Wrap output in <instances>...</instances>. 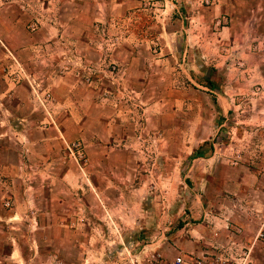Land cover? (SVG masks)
<instances>
[{"label": "crops", "instance_id": "0c3cea01", "mask_svg": "<svg viewBox=\"0 0 264 264\" xmlns=\"http://www.w3.org/2000/svg\"><path fill=\"white\" fill-rule=\"evenodd\" d=\"M187 12L170 0H0L1 254L24 257L21 227H32L34 254L38 243L55 240L49 227L64 231L70 250L80 243L84 255L91 239L105 240L106 226L136 224L137 206L129 216L109 214L125 189L102 184L101 167L141 158L134 152L144 144L139 136L160 132L167 139V119L178 108H170L159 83L167 95L170 88L180 92L187 77L203 83L186 65L208 64L210 81L220 75L225 90L233 82L264 83V0H212L207 12ZM222 14L228 21L216 25ZM234 94H211L215 108L228 112ZM74 141L82 144L83 166L67 148ZM260 158L263 168L244 177L256 197L246 209L262 213L235 223L243 235L224 222V235L211 245L204 233L171 236L169 248L158 239L150 244L159 260L153 264H172L179 255L189 261L202 251L231 260L248 253L250 262L246 243L264 228V150ZM110 190L118 197H106ZM91 225L101 228L91 235Z\"/></svg>", "mask_w": 264, "mask_h": 264}, {"label": "rangeland", "instance_id": "374dc122", "mask_svg": "<svg viewBox=\"0 0 264 264\" xmlns=\"http://www.w3.org/2000/svg\"><path fill=\"white\" fill-rule=\"evenodd\" d=\"M156 1L160 4L166 2ZM170 1L181 7L185 14L195 6L207 12L212 4V0ZM225 21H228L225 14L215 20L216 25ZM196 68L194 65L185 66L187 72L189 69L199 70L196 73L204 80L203 83L192 82L187 77L180 81V86H183L180 92L170 88L168 95L165 82L159 83L163 86L164 96L170 98V108H178V112L171 113L167 119L164 131L167 139L160 132L150 133L147 140L139 136L144 144L134 152L141 158L130 166L115 162L101 167L106 176L100 180L102 184L120 185L125 189L121 195L124 199L122 204L120 207L112 205L109 214L129 216L137 206L136 224L118 226L112 223L106 226L105 240L91 239L89 251L84 255L80 243L74 242L70 250L69 243L63 239L64 231L57 229L51 232L49 227L47 234H52L55 240L38 243L41 251L37 249V254H34L30 246L37 243L32 242L29 235L32 227H21L20 230L26 233L21 243L24 257L10 258L7 248L0 253V264H153L158 259L151 254L150 244L158 239H161L158 245L169 248L171 236L178 234L190 240L194 237L192 234L204 233L205 243L211 245L213 237L224 235V222L227 228H240L237 234L243 235L242 226L235 223L250 220L255 212L262 213L260 210L249 213L246 209L250 204L249 197H256L248 190V178L244 176L247 171L263 168L260 157L264 150V83H228L226 90L235 94L228 112L221 113L215 108L216 102L211 94L224 93L227 83L222 82L217 74L214 87H210L207 84L210 66ZM253 90L256 93L249 92ZM197 151H201L203 157H196L194 153ZM213 154L214 158L209 159ZM84 157V160L77 159L81 166L86 164L85 154ZM105 196L115 198L118 194L110 190ZM109 214L106 213L108 219ZM99 228L91 225V235L96 234ZM254 228L249 226L247 233H252ZM250 237L252 240L246 243L251 245L249 264H264V228ZM239 239L241 247L244 240L243 237Z\"/></svg>", "mask_w": 264, "mask_h": 264}, {"label": "built area", "instance_id": "2783aa9c", "mask_svg": "<svg viewBox=\"0 0 264 264\" xmlns=\"http://www.w3.org/2000/svg\"><path fill=\"white\" fill-rule=\"evenodd\" d=\"M70 154L75 159L84 160V153L79 142H73L68 147ZM236 231H240V228H236ZM172 264H249L248 253H244L240 258L231 260L227 256H223L215 251H203L198 254H194L191 260L187 261L182 256H177Z\"/></svg>", "mask_w": 264, "mask_h": 264}, {"label": "trees", "instance_id": "16d2710c", "mask_svg": "<svg viewBox=\"0 0 264 264\" xmlns=\"http://www.w3.org/2000/svg\"><path fill=\"white\" fill-rule=\"evenodd\" d=\"M207 84H208L210 87H214V84H213V82H212V81H210V80H207ZM195 154H197V152H196ZM195 154H194V155H195Z\"/></svg>", "mask_w": 264, "mask_h": 264}]
</instances>
